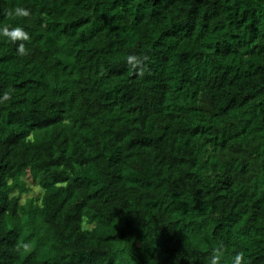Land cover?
<instances>
[{
	"label": "trees",
	"instance_id": "1",
	"mask_svg": "<svg viewBox=\"0 0 264 264\" xmlns=\"http://www.w3.org/2000/svg\"><path fill=\"white\" fill-rule=\"evenodd\" d=\"M5 26L0 264H264V0H0Z\"/></svg>",
	"mask_w": 264,
	"mask_h": 264
},
{
	"label": "clouds",
	"instance_id": "2",
	"mask_svg": "<svg viewBox=\"0 0 264 264\" xmlns=\"http://www.w3.org/2000/svg\"><path fill=\"white\" fill-rule=\"evenodd\" d=\"M15 14L19 16H28V10L25 8H16ZM0 37L6 38L7 40L11 42L16 41H28L29 35L28 33L22 28V27H8L5 26L3 28H0ZM17 52L19 55L23 56L26 55L27 50L23 43L19 44L17 48ZM126 63L129 65L132 69H136L138 65L142 63V60L137 55H128L126 58ZM9 94H5L3 99H8ZM244 260V256L242 253H236L231 258V264H242ZM209 264H223V251L222 249H217L214 251V253L210 256Z\"/></svg>",
	"mask_w": 264,
	"mask_h": 264
},
{
	"label": "rangeland",
	"instance_id": "3",
	"mask_svg": "<svg viewBox=\"0 0 264 264\" xmlns=\"http://www.w3.org/2000/svg\"><path fill=\"white\" fill-rule=\"evenodd\" d=\"M39 195V191L37 188L32 187V191L28 196L37 197Z\"/></svg>",
	"mask_w": 264,
	"mask_h": 264
}]
</instances>
